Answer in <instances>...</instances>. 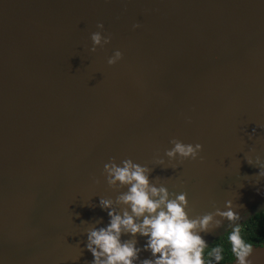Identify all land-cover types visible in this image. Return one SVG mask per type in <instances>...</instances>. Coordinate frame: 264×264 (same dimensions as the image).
<instances>
[{
  "label": "water",
  "instance_id": "1",
  "mask_svg": "<svg viewBox=\"0 0 264 264\" xmlns=\"http://www.w3.org/2000/svg\"><path fill=\"white\" fill-rule=\"evenodd\" d=\"M97 22L111 40L93 52ZM173 138L203 148L169 161ZM256 156L264 0H0V264H88L86 231L109 220L99 200L118 194L112 157L186 191L191 216L232 200L241 224L264 210ZM216 218L208 245L229 228Z\"/></svg>",
  "mask_w": 264,
  "mask_h": 264
},
{
  "label": "clouds",
  "instance_id": "2",
  "mask_svg": "<svg viewBox=\"0 0 264 264\" xmlns=\"http://www.w3.org/2000/svg\"><path fill=\"white\" fill-rule=\"evenodd\" d=\"M97 31L90 34L91 51L103 47L111 40V34L104 33V25L97 22ZM133 27H139L134 24ZM123 56L115 49L107 63L113 65ZM255 131V130H253ZM172 147L165 149L169 161L196 159L203 146L200 143H184L173 138ZM249 164L259 167L256 177L264 178V159L256 156L246 158ZM157 165L165 163L163 157H156ZM174 168L178 165H169ZM107 184L117 191L115 198L101 197L99 206L107 211L108 223L94 226L86 231L85 247L93 259L88 264H220L224 260L222 244L209 246L201 236L211 227H219L222 217L230 227L219 238H226L230 247L229 264H252L250 259L256 247L241 234V217L232 200L225 201V208L204 212L196 216L189 214V200L186 191L170 190L158 178H151L152 168L125 158L117 162L115 157L103 165ZM155 181V182H154ZM137 236L145 240L140 245ZM150 253L140 258L141 251Z\"/></svg>",
  "mask_w": 264,
  "mask_h": 264
},
{
  "label": "trees",
  "instance_id": "3",
  "mask_svg": "<svg viewBox=\"0 0 264 264\" xmlns=\"http://www.w3.org/2000/svg\"><path fill=\"white\" fill-rule=\"evenodd\" d=\"M241 234L246 240H251L256 245L264 243V210L241 223ZM219 238L210 243L209 246L216 243L222 244L224 248V260L220 264H227L231 259L230 247L226 238L220 240Z\"/></svg>",
  "mask_w": 264,
  "mask_h": 264
},
{
  "label": "rangeland",
  "instance_id": "4",
  "mask_svg": "<svg viewBox=\"0 0 264 264\" xmlns=\"http://www.w3.org/2000/svg\"><path fill=\"white\" fill-rule=\"evenodd\" d=\"M226 223H229L228 221H226ZM229 225V224H228ZM229 227H230V225H229Z\"/></svg>",
  "mask_w": 264,
  "mask_h": 264
}]
</instances>
